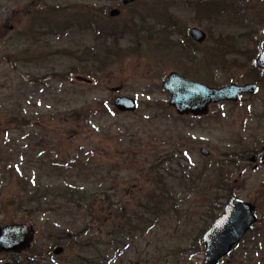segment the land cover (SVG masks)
I'll return each instance as SVG.
<instances>
[{"label":"rangeland","instance_id":"obj_1","mask_svg":"<svg viewBox=\"0 0 264 264\" xmlns=\"http://www.w3.org/2000/svg\"><path fill=\"white\" fill-rule=\"evenodd\" d=\"M112 8L119 9L115 17L109 16ZM92 17L117 30V45L101 43L90 29ZM191 27L206 33L205 42L192 43ZM263 29L261 0L126 5L122 0H0V227L33 228L21 259L28 264H198L210 209L222 207L230 194L253 203L258 221L219 264H258L264 257V167L253 171L247 159L264 146V71L255 63ZM171 71L214 87L254 81L259 91L235 103L211 105L203 117H179L160 86ZM79 76L92 84L75 80ZM118 95L137 100V108L107 113L104 104L113 107ZM86 108L91 109L87 120L65 115ZM14 115L23 117L13 120ZM158 157L157 171L147 169ZM74 159L80 161L75 171L83 170L80 179L54 167ZM45 161L54 166L41 167ZM25 176L42 185H85L92 199L67 211L63 203L58 206L65 202L61 197L46 213L22 209ZM177 176H185V185L195 181L188 186L198 189L183 190L184 184L173 180ZM225 182L227 193L221 190ZM158 189L167 190L165 206L172 209L162 226L139 233L126 250L105 245L108 233L124 220L115 209L133 211ZM220 195L221 201H212ZM76 239L95 245L83 247ZM55 240L61 241L59 252L51 249ZM12 260L0 253V264H15Z\"/></svg>","mask_w":264,"mask_h":264},{"label":"water","instance_id":"obj_2","mask_svg":"<svg viewBox=\"0 0 264 264\" xmlns=\"http://www.w3.org/2000/svg\"><path fill=\"white\" fill-rule=\"evenodd\" d=\"M135 0H122L126 5ZM119 10L113 8L110 16H117ZM190 36L196 42L205 40V33L193 27L189 31ZM256 63L264 69V43ZM79 81L89 82L86 78L76 77ZM161 87L170 95L168 105L175 109L179 115L193 116L206 114L210 103L223 100L236 101L240 93L257 92L256 84L236 85L229 84L220 88L209 87L200 82L187 79L178 73L171 72L167 79L161 83ZM116 90V89H113ZM114 106L120 112H132L136 109V101L127 96H118L114 100ZM201 153L208 155L205 149ZM254 206L250 203L231 198L227 200L222 214H220L203 234L206 256L200 264H216L227 254L256 221L253 212ZM33 230L26 224H9L0 227V252L20 251L27 248L32 240ZM60 249L56 251L59 252Z\"/></svg>","mask_w":264,"mask_h":264},{"label":"trees","instance_id":"obj_3","mask_svg":"<svg viewBox=\"0 0 264 264\" xmlns=\"http://www.w3.org/2000/svg\"><path fill=\"white\" fill-rule=\"evenodd\" d=\"M166 22V20H165ZM142 23H144V21H142ZM89 26L91 27L90 29L95 33L94 35L101 37L103 44H107L108 41H110V43L112 42V44L115 46L117 45V43L119 42V38H121V36H119L117 34V30L113 29L112 27H108L106 26V24H103V22L99 21V18L97 17H92V20H90ZM94 27V28H93ZM135 27V26H134ZM120 32V34H124V31L122 32L121 30H118ZM103 46V45H102ZM87 51L89 50V47L86 48L84 47ZM90 51V50H89ZM91 52V51H90ZM105 52V51H104ZM106 54H109L110 51H106ZM93 62H97V60H99V65L103 66L104 64H106V61H104V59H92ZM104 108L106 110L107 113L109 114H113V112H116V110L113 107L107 108V105L104 104ZM91 109L90 108H86V109H81V110H71L69 111L66 115V117L75 119V120H87L91 117ZM13 120H18L19 118H22L23 116H19V115H14L11 116ZM46 115H43L42 118H45ZM135 131L133 133H131L130 137L134 138ZM47 135V134H46ZM43 137V141H44V136ZM49 142V139H48ZM52 145V144H51ZM50 145V146H51ZM171 151V150H170ZM174 151V150H173ZM174 153H168V151H166V156L168 158V160L170 162H176L178 165V161H175L177 159H175L173 157ZM48 159L51 160V158H53L49 153H48ZM166 158V159H167ZM161 157H158L156 159H154L149 167L151 168L153 171H157L156 165L160 166L161 162ZM80 163V161L74 159L73 161H71V163H67L65 164L64 162L61 163H57L55 164V166L48 162L46 163V161L44 163H40L41 167H45L48 165L54 166L58 168V173L62 174L65 173L67 171H71V172H76V175L74 176L75 178H79L81 176V171L83 172V170H78L75 171V167L77 166V164ZM3 165V164H1ZM2 167V166H1ZM0 167V169H1ZM184 170V169H183ZM178 173V172H177ZM156 174V173H154ZM48 176H50L49 174H47ZM46 175V176H47ZM42 177V176H41ZM58 178V182L61 181V179L59 177ZM2 179V180H1ZM40 180V179H39ZM173 180H179L180 184H184L183 190H187V191H193L195 189L198 188H191L188 185L193 184L195 181H191L188 185H185L186 183V178L185 176H183L182 178L177 176L174 177ZM43 181L45 183H47L48 181L43 179ZM161 183V180L159 181ZM4 183V177H0V188ZM22 185V190L23 192L26 191V198L25 201L26 204L23 205L22 209H28L30 211H33L35 213H46L47 211H51L53 210V206L55 205V200L56 197H61L65 202H59L58 206L60 207V203L62 204V208L67 211L69 208V206L73 205V207H78L80 208V203L84 202L86 199L89 198L90 196V192L91 189H89L87 186L83 185V186H77L75 184H73V182L68 183V184H62V183H54V182H50L49 184H41L40 182H35L34 178H30V177H26L24 178V182L21 184ZM32 187L29 188V190H27V187ZM221 190H225L226 193L229 192L228 188H227V183H223V185H221ZM158 191H160V193L158 195H155L152 192L151 194H148L147 196H145V198L141 201L138 202L135 210H124V208H119V209H115L116 211H120V217L122 219L123 217V221L119 222L118 226H116V231H111L108 233V238L107 241L105 242V245H110V247L115 248L119 251V248H122L123 250L128 249V247L132 245V242H134L137 239V235L140 233H144L146 234L148 231L152 232V230L156 229V227H161L162 225L161 222L163 223L165 218L168 217V214L170 213V211H172V209H167L165 204H167L170 200L169 197L165 196V191L167 190H161L158 189ZM209 192V191H208ZM208 192H201L202 194L209 196ZM231 195L228 194L227 197H230ZM221 195L219 197L216 198H212L213 202H218L221 201ZM91 198H89V200H91ZM23 202V200H21V203ZM23 202V203H24ZM75 203V204H72ZM20 205V207L22 206ZM88 207V204H87ZM89 208H91L89 206ZM174 208V207H173ZM221 206L220 204L217 203V205L215 207H212L210 209V215H209V219H213L216 215L217 212H219ZM161 218H163V220L161 221ZM207 223V222H206ZM143 225L145 230H142V226ZM149 227V229L147 230V228ZM143 228V229H144ZM57 232L59 233H64V235H60L61 238H68V235H66L65 230H58ZM131 236V237H130ZM70 241V239H69ZM77 244L79 245H83V247H93L95 245L94 241L93 244L90 245V241H86L84 243H79L76 239ZM52 246L51 249L53 250L55 247L61 245V241L60 240H55L54 242H52ZM64 245H66V241L63 242ZM125 248V249H124Z\"/></svg>","mask_w":264,"mask_h":264},{"label":"flooded vegetation","instance_id":"obj_4","mask_svg":"<svg viewBox=\"0 0 264 264\" xmlns=\"http://www.w3.org/2000/svg\"><path fill=\"white\" fill-rule=\"evenodd\" d=\"M264 151L261 149L260 151L258 152H254L252 155H250L248 157V163L251 165V168L253 169V171H258L260 168H263L264 167ZM235 248H233L234 250ZM231 250V252L233 251ZM259 253V252H258ZM4 254H7V253H4ZM230 254H228L227 256L225 257H228ZM263 256V254H261ZM260 257L259 260L257 261L258 264H264V257ZM223 257L221 260H219L218 264L223 261V259L225 258ZM230 257V256H229ZM23 259V256H19V254H15V256L13 257V262L15 263H21L22 262V259ZM241 259V258H239Z\"/></svg>","mask_w":264,"mask_h":264}]
</instances>
